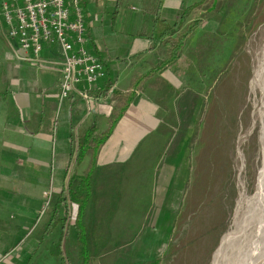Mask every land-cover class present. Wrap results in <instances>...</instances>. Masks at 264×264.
Returning <instances> with one entry per match:
<instances>
[{"label":"rangeland","instance_id":"1","mask_svg":"<svg viewBox=\"0 0 264 264\" xmlns=\"http://www.w3.org/2000/svg\"><path fill=\"white\" fill-rule=\"evenodd\" d=\"M225 9L214 15L218 21L210 14L203 17V23L214 20L216 37L207 45L193 43L176 78L161 77L153 87L151 101L161 123L148 137L138 166L118 173L127 188L112 189L101 203H88L83 218L88 264H220L229 256L223 244L233 233L240 194H255L263 169L264 84L255 92L252 87L263 64L264 0H228ZM181 35L172 39L171 50ZM62 106L56 129L65 118ZM76 173L77 167L62 173L61 183L54 170L26 185L14 181L8 187L5 180L0 189L7 202L29 191L32 204L37 201V218L28 226L38 232L47 264L82 263L78 206L70 205L66 222L62 210L48 229L58 196L68 190L67 175ZM137 178L142 182H133ZM137 182L142 188H134ZM51 188V202L39 219L47 202L44 193ZM147 193L148 204L142 203Z\"/></svg>","mask_w":264,"mask_h":264},{"label":"crops","instance_id":"2","mask_svg":"<svg viewBox=\"0 0 264 264\" xmlns=\"http://www.w3.org/2000/svg\"><path fill=\"white\" fill-rule=\"evenodd\" d=\"M203 1L83 0L88 48L104 64L106 76L92 90L98 101L90 108L76 95L63 101L65 118L57 129L61 48L54 43L44 44L40 63L20 59L24 54L9 37L0 15V189L8 181V187L14 181H20L21 185L34 183L40 174L53 170L58 172L57 182L61 183L62 173L77 167L73 176L91 174L89 206L101 203L112 189L125 190L126 181L117 180L118 173L125 174L130 166L134 169L138 166L148 137L158 131L161 123L151 101L152 93L156 92L153 87L161 77L176 78L186 49L193 43L207 45L211 37H216L214 20L203 23V17L210 14L216 19L226 13L228 0ZM189 8L192 10L185 16ZM194 22H200L199 27L171 59L174 48L171 50L170 42ZM166 30H172L173 35L160 41ZM165 61L169 63L161 64ZM130 94L134 97L126 107ZM93 128V138L109 134L96 154L94 167L95 145L85 143ZM72 177L67 175L68 182ZM135 181L142 182L139 178ZM140 185L134 188H142ZM29 194L30 191L22 193L23 197L12 202L0 198V264H47L42 259L45 248L38 246L41 238L28 226L38 215L37 201L32 204ZM134 198L139 199L135 195ZM148 198L149 193L142 197V203L148 204Z\"/></svg>","mask_w":264,"mask_h":264},{"label":"built area","instance_id":"3","mask_svg":"<svg viewBox=\"0 0 264 264\" xmlns=\"http://www.w3.org/2000/svg\"><path fill=\"white\" fill-rule=\"evenodd\" d=\"M82 1L0 0V15L8 27L9 37L19 44L24 54L20 59L40 63L44 44L54 43L61 48L58 102L61 105L76 95L90 108L98 101L91 92L106 76V71L100 58L88 48ZM52 195V188L44 193L47 202L39 219Z\"/></svg>","mask_w":264,"mask_h":264},{"label":"bare ground","instance_id":"4","mask_svg":"<svg viewBox=\"0 0 264 264\" xmlns=\"http://www.w3.org/2000/svg\"><path fill=\"white\" fill-rule=\"evenodd\" d=\"M261 61L263 64L256 72L255 85L252 87L254 92L256 86L264 84V49ZM260 120L264 122V111ZM262 127L264 134V125ZM261 145L264 156V137ZM225 238L224 250L227 248L225 252H228L229 256L222 257L220 264H264V158L255 194L253 196L240 194L233 233ZM222 250L223 248L217 253L218 258Z\"/></svg>","mask_w":264,"mask_h":264},{"label":"trees","instance_id":"5","mask_svg":"<svg viewBox=\"0 0 264 264\" xmlns=\"http://www.w3.org/2000/svg\"><path fill=\"white\" fill-rule=\"evenodd\" d=\"M191 8L185 10V16H187L189 14V12H191ZM198 23L194 22L192 24L189 25L187 31L185 33H183L179 40L178 43L176 45V47L174 48L173 52H172V57L171 59L174 58V56L177 55V53L181 50V48L184 45V41L185 39L192 33V31L197 27ZM166 33L163 34L161 36L160 41H164L167 37L173 35V31H165ZM169 62L165 61L162 62L161 64L166 65ZM142 80L139 81V83ZM134 97V94H130V96L127 98V102H126V107L130 105V103L132 102V99ZM126 107L124 109L121 110V112L118 114L117 118H119L122 113L125 111ZM95 131V128H93L86 136L85 138V143L92 145H95L94 148V154H93V164L92 166L94 167L95 162H96V154L98 152V150L101 148V146L104 144V142L107 140L109 134H103V135H99L96 138L91 137L93 132ZM67 193V195H66ZM91 199V174L85 176V177H80V176H73L69 182V187L67 191H63L61 195L58 196L57 198V202L54 206L52 215H51V220L50 223L48 225V229H50L54 222L58 220V216L59 213L63 210L64 211V220L63 222L68 221L71 217H70V213H71V206L73 203L76 204L79 208L78 211V215L76 218V228L79 232V247H80V257L82 259V263L81 264H88L89 263V246H88V242L86 239V233H85V227L83 224V218L85 215V211L87 209L88 203ZM64 226V223H63ZM41 243H38V246H40ZM64 259V258H63ZM62 259V261H64ZM157 262L153 263L156 264ZM64 264V262H63Z\"/></svg>","mask_w":264,"mask_h":264}]
</instances>
